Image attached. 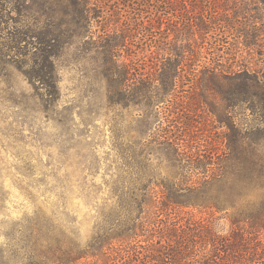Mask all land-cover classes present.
Here are the masks:
<instances>
[{"label": "trees", "instance_id": "16d2710c", "mask_svg": "<svg viewBox=\"0 0 264 264\" xmlns=\"http://www.w3.org/2000/svg\"><path fill=\"white\" fill-rule=\"evenodd\" d=\"M122 1H116L110 10L113 14L124 10L127 35L104 34L97 43L109 106L122 107L139 99L137 80L146 79L147 86L155 81L144 74L132 78L128 64L114 60L113 47L133 41V35L142 30L141 48L155 47L167 56L164 65L171 67L172 79L163 78V83L175 84L178 72L190 70L192 86L202 91L192 90L191 105L198 96V101L200 97L205 101V93L213 90L227 109H237L250 121L243 126L229 124L225 155L215 156L213 147L207 154L190 152L180 148V138L159 135L154 142L170 147L171 158L179 163L169 178L143 181L126 164L121 180L113 186L112 204L89 240L81 245L65 232L55 235L48 228L43 234V254H33L34 259L42 258L39 264H77L81 260L84 264H264V240L258 232L264 227V0H167L181 7L167 10L174 21L169 33L157 32V36L148 33L154 26L145 24L144 9H137L134 0ZM142 1L141 7H148L150 1L161 0ZM196 1L202 6L187 9L183 5ZM92 5L90 0H43L41 31L36 30L38 24H28L26 5L0 0V63L13 65L40 91L37 94L44 95L47 113L59 98L55 58L75 42L80 27L87 26ZM13 12L20 29L1 34ZM208 31L215 32V38L211 36L213 40L205 47L203 34ZM218 33L225 35L224 40ZM25 47L29 49L22 50ZM254 51L263 59L262 66L242 54ZM199 73L209 76L210 82L204 83ZM134 156L137 163L139 153ZM221 156L227 163L214 161ZM205 160L211 166L203 164ZM228 206L235 208V223L248 220L254 230L238 226L225 234L216 228L214 213Z\"/></svg>", "mask_w": 264, "mask_h": 264}, {"label": "rangeland", "instance_id": "374dc122", "mask_svg": "<svg viewBox=\"0 0 264 264\" xmlns=\"http://www.w3.org/2000/svg\"><path fill=\"white\" fill-rule=\"evenodd\" d=\"M16 1L28 7L24 11L28 24H38L36 30L43 31V0ZM116 1L123 3L90 0L93 7L87 26L80 27L81 34L75 36V42L55 58L59 98L48 113L44 95L42 98L37 94L40 91L34 90L13 65L0 63V264H39L42 258L35 260L33 254H43V234L48 228L55 235L65 232L84 245L103 212L111 206L113 186L121 180V171L127 165L143 181L169 178L179 163L171 158L170 147L154 142L159 135L180 138V148L190 152L207 154L208 148L213 147L215 156L225 155L229 124L243 126L250 121L237 109H227L221 95L213 90L205 93V101L201 97L198 101L196 96L195 105H191L190 94L195 87L190 70L178 72L175 84L163 83V78L172 79L171 67L164 65L167 56L155 47L142 49L143 31L139 29L133 41L113 47L114 60L128 64L132 78L144 74L155 81L147 86L146 79L137 80L139 99L127 101L122 107L109 106L97 43L104 34L127 35L124 10L116 14L110 10ZM134 1L137 9L145 11V24L154 26L148 33H169L167 29L174 18L167 10L180 9L179 3L150 1L148 7H141L142 0ZM183 5L187 9L202 6L197 1ZM15 15L13 12V19H9L8 28L1 34L20 29ZM158 16L162 18L158 20ZM214 33L203 34L205 47L207 41L213 40L211 36L215 38ZM218 34L224 40L225 35ZM194 36L197 42L201 41L199 35ZM242 54L257 66L263 65L255 51ZM200 76L204 83L210 82L209 76L199 73ZM197 92L202 93L201 89ZM138 153L136 163L134 155ZM214 161L227 163L222 156ZM203 164L211 166L206 160ZM254 201L258 203L259 199ZM234 212L232 206L216 211V228L225 234L238 226L254 230L248 220L235 223ZM258 230L264 240V227Z\"/></svg>", "mask_w": 264, "mask_h": 264}]
</instances>
